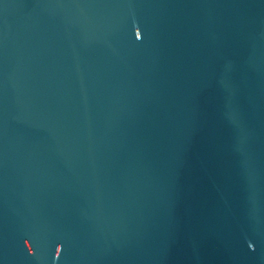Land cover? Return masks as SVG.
Returning a JSON list of instances; mask_svg holds the SVG:
<instances>
[{
    "label": "water",
    "instance_id": "water-1",
    "mask_svg": "<svg viewBox=\"0 0 264 264\" xmlns=\"http://www.w3.org/2000/svg\"><path fill=\"white\" fill-rule=\"evenodd\" d=\"M0 264H264V0H0Z\"/></svg>",
    "mask_w": 264,
    "mask_h": 264
}]
</instances>
